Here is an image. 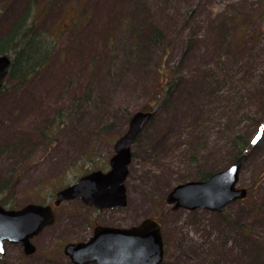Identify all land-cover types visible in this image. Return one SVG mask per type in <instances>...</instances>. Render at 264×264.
<instances>
[{"label": "rangeland", "instance_id": "obj_1", "mask_svg": "<svg viewBox=\"0 0 264 264\" xmlns=\"http://www.w3.org/2000/svg\"><path fill=\"white\" fill-rule=\"evenodd\" d=\"M30 1L0 0V36ZM34 4L42 28L64 32L36 78L23 86L7 82L0 94V145L34 146L23 162L17 152L0 155V179L13 184L7 208L53 202L82 175L110 169L128 110L150 102L154 71L175 69L179 85L154 107L133 144L127 206L97 209L66 200L55 222L34 238L37 250L26 254L9 243L5 264H74L63 250L68 242L89 239L99 224L128 227L146 217L162 225V264H264V0ZM152 27L162 31V42L149 44ZM60 108L66 127L47 145L37 128ZM233 133L256 141L245 152L239 181L247 197L222 212L173 209L167 197L176 185L199 180L200 169L219 171L235 161Z\"/></svg>", "mask_w": 264, "mask_h": 264}, {"label": "water", "instance_id": "obj_2", "mask_svg": "<svg viewBox=\"0 0 264 264\" xmlns=\"http://www.w3.org/2000/svg\"><path fill=\"white\" fill-rule=\"evenodd\" d=\"M12 65L9 54L0 55V91ZM154 111L138 110L130 118L127 130L115 141L110 169L93 170L82 175L55 194L52 203H28L21 208H7L0 203V254L8 243L21 244L26 254L37 250L33 239L56 220V207L66 200L79 198L97 209L125 207L128 204L125 181L133 159L132 146ZM247 154L243 153L226 167L206 180H192L176 185L167 201L173 209L205 208L222 212L230 204L248 195L239 187L241 171ZM64 253L74 264H162L165 242L162 225L155 217H146L128 227L99 224L91 237L84 241H70Z\"/></svg>", "mask_w": 264, "mask_h": 264}, {"label": "trees", "instance_id": "obj_3", "mask_svg": "<svg viewBox=\"0 0 264 264\" xmlns=\"http://www.w3.org/2000/svg\"><path fill=\"white\" fill-rule=\"evenodd\" d=\"M40 12L35 6L34 0L30 1L23 13L17 17L9 29L0 36V55L12 53V65L9 74L3 85V89L0 94L5 91L6 83H14L15 86H23L29 81L38 76L40 71L47 67L52 61L56 46L59 38L64 30L53 31L45 30L40 26ZM77 22L72 26H76ZM133 33L138 32L137 29H133ZM146 34H143L145 40ZM139 39V38H138ZM164 36L162 31L157 27H152L148 36L149 44H157L162 42ZM137 38L135 46L137 45ZM139 44V43H138ZM139 51V47L137 52ZM142 51H145V47H142ZM175 69L159 67L151 78L150 83L147 85V89L150 94V102L146 103L141 109L153 111L154 107L160 102H167L174 95L178 87V79L175 77ZM88 93L86 97H89ZM83 103L82 100L77 102V106ZM132 111L128 110L127 122L130 121ZM67 115L63 109H56L54 115L45 120L38 128L37 134L47 145L58 141L59 135L66 127ZM142 135L139 134L137 139ZM255 140L251 141V144L241 134H232L229 138V143L232 145L233 159H237L243 153L248 150L250 145L256 143ZM34 150V146L28 147L25 142L18 144H3L0 145V155L9 152H17L20 155L22 162L30 155ZM134 156V153H133ZM199 180H206L216 171L205 172L200 169ZM13 188V184L10 181L0 179V202L3 205H7L10 200L8 196ZM7 194V195H6ZM0 264H5L4 255H0Z\"/></svg>", "mask_w": 264, "mask_h": 264}, {"label": "flooded vegetation", "instance_id": "obj_4", "mask_svg": "<svg viewBox=\"0 0 264 264\" xmlns=\"http://www.w3.org/2000/svg\"><path fill=\"white\" fill-rule=\"evenodd\" d=\"M58 208V207H57Z\"/></svg>", "mask_w": 264, "mask_h": 264}, {"label": "snow or ice", "instance_id": "obj_5", "mask_svg": "<svg viewBox=\"0 0 264 264\" xmlns=\"http://www.w3.org/2000/svg\"><path fill=\"white\" fill-rule=\"evenodd\" d=\"M255 142V141H254Z\"/></svg>", "mask_w": 264, "mask_h": 264}]
</instances>
